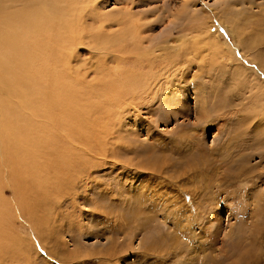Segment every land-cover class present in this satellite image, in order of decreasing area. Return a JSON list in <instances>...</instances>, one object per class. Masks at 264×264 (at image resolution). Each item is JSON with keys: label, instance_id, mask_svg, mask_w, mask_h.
I'll list each match as a JSON object with an SVG mask.
<instances>
[{"label": "rangeland", "instance_id": "374dc122", "mask_svg": "<svg viewBox=\"0 0 264 264\" xmlns=\"http://www.w3.org/2000/svg\"><path fill=\"white\" fill-rule=\"evenodd\" d=\"M130 1L157 81L104 108L105 131L84 132L93 150L60 176L39 165L21 199L0 148V264H264V0H205L193 19L170 17L181 0ZM93 48L72 63L82 91L107 76L85 65L114 57ZM54 124L48 142L65 145Z\"/></svg>", "mask_w": 264, "mask_h": 264}, {"label": "bare ground", "instance_id": "6f19581e", "mask_svg": "<svg viewBox=\"0 0 264 264\" xmlns=\"http://www.w3.org/2000/svg\"><path fill=\"white\" fill-rule=\"evenodd\" d=\"M102 1L105 4L107 0ZM204 1L181 0V8L178 6L180 9L169 11L170 17L180 16L181 11L182 17L188 19L200 17L207 8ZM130 2L132 1L115 0L116 7L104 12L103 7L99 6V0H0V148L6 168L13 170L11 180L17 185V189H14L16 198L24 196V187L20 188L25 184L23 181L35 180L38 173L41 176L39 165L45 168L46 176L48 168L56 169L60 176L63 169L78 164L82 151L93 150L84 141V132H94L96 126L99 130V122H103L105 118L100 116L101 112H105L104 108H114L119 103L118 97L125 98L129 105L134 104V95L137 98L141 92L149 90L151 82L154 84L157 81L158 75L153 73L156 60L147 58V55H154L157 50L150 52L149 46L148 50L140 46L145 42L143 33L147 31V26L143 27L144 24L140 21L142 16L132 11ZM136 16L141 17L135 18ZM115 23L124 26L117 29ZM112 24L115 28H112ZM76 41L88 43L91 48L94 46L93 50L114 56L106 65H85L107 74L100 76L99 85H95L92 80L88 83L89 87L95 86L96 91L93 88L82 91L77 85L74 87V82H81L70 76L71 72L72 76L77 74L78 67L72 66V63L77 58L76 49L81 43L76 45ZM167 42L164 39L158 47L161 52ZM131 56H136V59H131ZM168 56L174 59L173 55ZM85 66L81 68L84 69ZM147 66H150V70L145 73L142 69ZM101 67L105 69L101 70ZM139 85L142 88H138ZM82 107L89 109L96 121L94 117H90L94 118L93 122L87 119L86 113L80 110ZM56 115L59 116L58 119H55ZM40 121L44 123L43 128L38 125L42 123ZM56 122L60 123L65 139V145L63 143L57 147L47 139L48 132L56 133ZM103 130L99 132L103 133ZM79 138L85 145L77 143H80ZM0 238L1 249L6 246V238L9 237L0 235ZM2 254L3 249L0 256Z\"/></svg>", "mask_w": 264, "mask_h": 264}]
</instances>
